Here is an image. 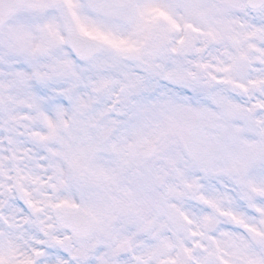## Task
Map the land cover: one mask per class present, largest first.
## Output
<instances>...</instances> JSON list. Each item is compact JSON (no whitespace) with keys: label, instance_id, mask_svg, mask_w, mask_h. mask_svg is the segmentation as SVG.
<instances>
[{"label":"snow or ice","instance_id":"6c2138e0","mask_svg":"<svg viewBox=\"0 0 264 264\" xmlns=\"http://www.w3.org/2000/svg\"><path fill=\"white\" fill-rule=\"evenodd\" d=\"M0 264H264V0H0Z\"/></svg>","mask_w":264,"mask_h":264}]
</instances>
